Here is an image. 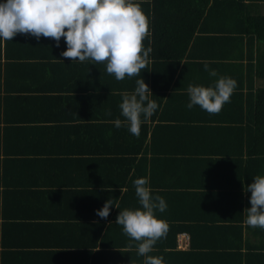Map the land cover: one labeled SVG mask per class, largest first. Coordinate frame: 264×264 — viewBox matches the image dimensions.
I'll return each instance as SVG.
<instances>
[{"label": "crops", "instance_id": "crops-1", "mask_svg": "<svg viewBox=\"0 0 264 264\" xmlns=\"http://www.w3.org/2000/svg\"><path fill=\"white\" fill-rule=\"evenodd\" d=\"M1 45L2 68L7 70L10 66V71L4 72L2 85L8 86L10 93L2 110L9 120V127L7 139L0 151V251H4V246L16 252L29 250L31 246H35L34 250H60L66 245L65 250L74 255L70 257L71 260L76 257L73 259L77 260L76 264H108L109 255H112V264L131 263L130 260L135 257L133 254L125 260L119 254L115 256L109 253L108 256L103 254L94 258L95 250L101 247V237L93 223L95 221H90V218H99L96 210L102 207L100 194L96 190H101L102 185L113 184L121 177L120 170L110 167L117 163L120 165L124 160L131 161L133 157L130 150L133 147L130 137L122 136L124 126L118 129L104 126L113 124V118L121 116V110L106 103L103 107L97 105L91 108L90 103L84 102V98L92 94L101 82L115 86L120 82L129 83L131 78L125 76L123 81L118 82L106 71L102 74L98 72L97 64L95 70L83 72L89 67L92 69V66L85 68L82 65L85 61L71 62L60 55L66 48L63 38L60 46L56 47L51 38L36 40L18 34L13 41L1 42ZM6 60L9 63H5ZM25 61L31 63L22 65ZM16 62L21 63L19 65ZM41 63L46 66L51 64L50 70L54 68V71H40V67L35 64ZM187 73L189 80H195L198 84L216 81L209 79V71L204 67L194 66ZM52 89L55 91L52 92ZM183 94L187 95L186 99L183 97L174 104L169 102L166 110L171 118L181 119L189 127H172L160 132L153 139L154 154L216 158L212 155L229 156L241 152V144L233 140V130L225 127L234 126L241 119L243 111L239 100L234 105L230 101L224 104L219 113L210 114L199 106L187 109L189 97L187 93ZM209 122L212 124L209 128L196 127L197 124ZM216 126L225 129L215 130ZM111 131L114 137L107 135ZM140 159L141 156L137 157V162ZM191 163L195 168L180 171L173 163L165 166L164 162H157L155 181L159 184L168 181L188 186L213 183L219 186H222L220 183L240 185L238 177L231 178L230 175L234 174L223 167L227 165L226 161H219L223 165L214 166L215 171L208 170L207 173L199 170L195 159ZM139 168L143 173L145 163H139ZM222 172L230 174L220 175ZM59 183L65 184L67 189L90 190L94 193H86L85 198L77 203L72 199L69 202L65 196L67 193L55 205V202H50L51 206L40 203L42 190L54 188L53 184ZM67 189L63 190L67 192ZM230 194L235 195L233 198H241V191L236 190L223 191L222 200L209 198L212 195L207 194L203 199L187 196V200L166 201L174 216L186 213L191 221L187 225L176 224L175 227L182 226L184 229L177 233L168 232L147 255L162 256L166 264H237L232 257H238L240 253L244 256L249 250L263 248L264 237L257 233L259 227H251L245 221H228L232 217L240 219L236 211L231 214L232 211L227 209L239 208V204L233 205L232 200H229V197L232 198ZM214 209L221 211L216 212ZM50 217L63 221L52 226L36 223L41 219L50 221ZM127 237L119 232L106 236V248L113 250L116 248L114 245L138 243ZM91 248L93 254L90 255ZM130 250L137 253V249ZM86 253L91 259L85 258ZM50 258L47 256L43 261L38 256L30 257L25 264H50ZM136 259L137 264H142L144 257L137 254ZM23 263L13 255L7 259V264Z\"/></svg>", "mask_w": 264, "mask_h": 264}, {"label": "trees", "instance_id": "trees-1", "mask_svg": "<svg viewBox=\"0 0 264 264\" xmlns=\"http://www.w3.org/2000/svg\"><path fill=\"white\" fill-rule=\"evenodd\" d=\"M263 3L264 0H142L141 6L149 21V35L145 38L143 43L145 47H151L152 52L149 56L147 69L141 70L140 75L145 83L148 84L153 94L150 95V98L157 101L159 108L150 119L141 125L139 137L132 135L128 131L127 125L122 124V126L125 127L122 136L126 135V137H130V145L133 147L130 153L133 158H131V161L127 160L129 163L124 160L120 165L117 163L115 166H111L110 168L116 167V169L121 171V177L119 176L117 181L113 184H101V190H96L98 194H100L99 202L102 206L106 200L111 199L117 208L115 206L111 208L110 214L106 220L100 217L94 218L95 220L90 218V221H95L93 223L97 226L98 233L101 237V247L99 250H95L94 258H96V256H103V254L108 256L109 253L115 256L120 255V257L125 260L130 254H133L135 257H132L130 261H132L131 263L134 262L133 264H137V253L135 250L132 251L130 249H137L138 243L133 242L134 244L114 245L116 248L110 250V248H106L107 244H105L104 241L106 240V236L115 232L123 233L122 226L115 222L116 216L120 210L140 207L138 198L135 195L133 181L141 177H147L153 194L162 196L165 201L177 199L187 200V196L194 198L197 196V198L203 199L206 198L203 196L207 194L212 195V197L209 198L222 200L224 198V196L221 195L223 191L234 192L240 190L241 198H233L235 195H229L232 197H229V200H232L233 205L239 204L238 210L227 208L229 211H232L231 214H234L236 211L240 219L232 217L228 221H234L236 223L246 221L247 214L244 210L250 207L249 197L251 193H246L244 188L246 189V186L253 182V177L256 175H264ZM245 40H247V42ZM209 50L211 52L207 53ZM205 52L207 54H204ZM1 55L2 45L0 42V151L2 150V143H5L7 139L6 136L9 127V120L7 116L3 114L2 110L3 105L9 97L7 95L10 93L9 87H3L2 85L4 72L8 73L10 71V66H8L7 70L2 68ZM8 61L9 60H6L5 63ZM16 63L20 65L21 62ZM28 63L31 62L25 61V64L22 65H28ZM95 64L99 65L98 72H101V74L103 71H106L104 63L85 61L82 65L85 68L92 66V69L89 67L90 69L83 70V72L95 70ZM205 64H208V66H211V68L215 69L217 72L216 77L211 76L209 79L217 80L220 76H229L237 81V87L231 95L230 101H232V105H234L235 101L239 100L238 102L241 103L240 106L243 115L241 119L236 121L237 124L225 127L233 130V140L241 144V152L238 154H229V156L221 154L212 155L216 158H206L202 155L190 156L186 154H180L179 156L155 155V147L153 144L155 136L172 127H189V124L183 122V120L171 118L166 108L169 102L170 104H174L183 97H187V95L183 93H187L189 84H198L195 80L193 82L189 80L190 76L187 73L189 68L194 66L204 67ZM35 65L39 66V70L43 72L54 71V68L50 70L51 66L49 65L51 64L49 63L47 66L45 63ZM139 78V76H133L129 83L120 82L123 80H117L120 83L115 86L110 83L106 84L101 82L98 88L94 89L95 91L92 94L90 93L84 98V102L90 103L91 108H96L97 105L100 108L106 103L116 106V108L121 110L119 105L122 102V95L126 92L133 91L137 86L136 80ZM207 85L209 84L205 86ZM58 89L60 90V88ZM53 91L55 90L52 89V92ZM93 100H97L98 103ZM246 108L247 112H245ZM117 118L124 121V117L122 116L115 117L113 120ZM211 125L212 124L209 122V124H197L196 127L203 129L204 127L209 128ZM104 126H106V128L115 127L114 123L105 124ZM219 129L222 130L225 128L220 126L215 127V130ZM113 133L112 131L107 132V135H109V137H114L115 134ZM139 156H141V159L137 162L136 158ZM209 156L210 154L208 157ZM231 157L235 159H231ZM193 159L199 164V170L202 173H204V171L207 173L208 170L215 171L214 166L219 167L221 164L219 161H226L227 163L225 164L227 165H221L234 174L230 175L231 178L238 177L240 185H224L220 183L222 186H219L213 183L188 186L175 182L169 183L168 181L165 184H159L155 181V167L157 166V162L159 164L164 162L165 166H168V163H173L177 170L182 171L189 167L195 168L191 163ZM139 163H145L146 165L143 173V170L139 168ZM222 174L230 173L222 172L220 175ZM5 185L6 189H8V185ZM52 187L54 188L47 187L42 190L40 203L51 206L50 202H55L53 204L55 205L58 200L62 199L65 193H67L65 196L69 202L70 199H72L77 203L78 200L85 198L84 196L86 193H94L90 192V190L80 191L73 188L67 189V186L63 183L53 184ZM63 189H67V192ZM215 210L216 209H214V211ZM220 211L221 210H216V212ZM156 215L167 221L169 233L172 231L176 233L181 232L184 228L182 226L175 227V225L180 223V225H187V223L191 221L186 213L179 217L174 216L173 212L169 211L168 206L164 212H157ZM50 219L52 220L47 222H44L43 219L37 220L36 223L43 224V226H52L54 224L58 225L63 221L54 220L59 219L56 217H50ZM257 233L261 237H264V229L258 228ZM4 247V251H0V263L2 262L3 264H7V259L10 255H13L18 261L24 262L23 264H25L30 257L36 256H38V258H43V261L47 256H51L50 264L77 263V260H73L76 257H73V261L71 260L70 257L74 255L68 253L69 250H65L66 245H63L60 250H34L35 246H31L29 250L16 252H11L6 246ZM258 250V252L249 250L247 254L244 255L245 257L240 253L238 257H232V260H236L237 264H264V251H262L264 247ZM87 253L85 258L89 260L91 257L87 256ZM89 253L90 255L93 254L92 248ZM109 256L108 264H112V255ZM117 258L119 259V257ZM93 263L94 262H92V264Z\"/></svg>", "mask_w": 264, "mask_h": 264}, {"label": "clouds", "instance_id": "clouds-1", "mask_svg": "<svg viewBox=\"0 0 264 264\" xmlns=\"http://www.w3.org/2000/svg\"><path fill=\"white\" fill-rule=\"evenodd\" d=\"M142 0H0V42L13 41L18 34L39 40L51 38L56 47L61 38L66 45L60 55L72 61L104 63L106 72L116 80L125 76H139L136 87L122 95L119 107L124 121L117 118L114 126L126 124L128 131L139 137L141 125L158 110L148 84L141 77L147 69L151 47L143 41L149 35V21ZM216 77L215 69L209 70ZM237 87V81L220 76L214 83L189 84L187 109L199 106L210 114L219 113ZM140 207L120 210L115 222L130 239L138 242L137 254L143 256L142 264H166L162 256L147 255L156 242L165 237L169 225L156 215L167 208L165 199L154 195L147 177L133 181ZM110 190V189H109ZM250 207L246 208V224L264 229V175H256L244 188ZM116 205L111 199L96 210L97 216L107 219ZM111 223V222H110Z\"/></svg>", "mask_w": 264, "mask_h": 264}]
</instances>
